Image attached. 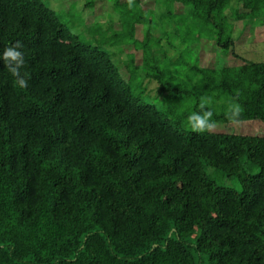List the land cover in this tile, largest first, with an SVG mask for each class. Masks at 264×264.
<instances>
[{
    "label": "trees",
    "instance_id": "trees-1",
    "mask_svg": "<svg viewBox=\"0 0 264 264\" xmlns=\"http://www.w3.org/2000/svg\"><path fill=\"white\" fill-rule=\"evenodd\" d=\"M104 2L128 79L43 0H0V57L21 41L28 80L0 58V264H264V133L188 124L203 102L214 124L264 125V61L233 33L264 26V0ZM204 42L221 52L207 66Z\"/></svg>",
    "mask_w": 264,
    "mask_h": 264
},
{
    "label": "rangeland",
    "instance_id": "rangeland-1",
    "mask_svg": "<svg viewBox=\"0 0 264 264\" xmlns=\"http://www.w3.org/2000/svg\"><path fill=\"white\" fill-rule=\"evenodd\" d=\"M45 4L52 9L62 22H64L74 33H77L80 38L86 42L94 44L96 46L105 49L113 63L117 66L122 76L125 78L128 76L126 68V53L129 49V45L122 44L120 42H113L115 39L111 37V34L107 31V27L110 23V18L115 19V15L110 10L109 2H104L105 0H43ZM141 3L147 5L146 8L157 9V14L159 15L163 10L162 7L157 8V5L153 0H140ZM88 2H91L88 5ZM104 6V7H103ZM181 7L177 6L176 10ZM232 22V19H229ZM251 22L250 27L243 29V24L241 22H233L234 25V37L236 39L235 51L240 56L253 61H264V26L258 25L255 21ZM159 35L162 33L159 31ZM170 41L175 45V48H182L179 39H174L170 37ZM168 48L172 54L175 55L177 52L171 45ZM203 48L197 47L199 49L198 55L200 56V65L207 66L214 61V57H221V52L216 51V47L211 42L201 43ZM187 47L186 44L183 48ZM195 47H192L189 52L192 54ZM196 51V52H197ZM223 55V54H222ZM136 56L139 63L140 58ZM226 61V55H223ZM143 68L139 67L138 74L142 75ZM128 79V77L126 78ZM137 81L133 82V85H138ZM152 87V85L150 86ZM143 99L149 102H154L156 105L158 103V91L157 87L152 93L148 90L145 91ZM189 124V123H188ZM187 124V125H188ZM238 123H216L214 127L210 130L213 132H237V133H264V125L261 122H251L243 121L241 124ZM243 166L246 171L254 173L258 170V167L251 162L246 160L243 161ZM204 170L219 184L225 186L234 187L236 190H242L240 183L236 178L220 174L215 171L211 166H204Z\"/></svg>",
    "mask_w": 264,
    "mask_h": 264
},
{
    "label": "clouds",
    "instance_id": "clouds-1",
    "mask_svg": "<svg viewBox=\"0 0 264 264\" xmlns=\"http://www.w3.org/2000/svg\"><path fill=\"white\" fill-rule=\"evenodd\" d=\"M132 0H129V4L131 5ZM23 47L21 41H16L14 45L6 47L3 50L2 58L7 66L8 70L12 73L14 77H16L15 84L20 88H27L28 80L25 78V75L21 74V68L24 65L23 53L19 50ZM202 110L201 113L193 112L189 115L188 121L191 125L192 130L197 132H203L207 129H211L214 127V122H212L211 118L213 116V112L211 110L203 111L204 104L203 102L200 105ZM239 109H235L233 115H238Z\"/></svg>",
    "mask_w": 264,
    "mask_h": 264
}]
</instances>
